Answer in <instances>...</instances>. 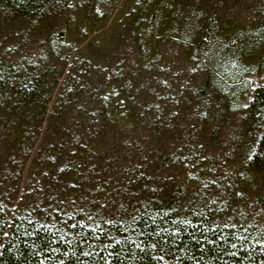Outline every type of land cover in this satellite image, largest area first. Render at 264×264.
Masks as SVG:
<instances>
[{"label": "trees", "instance_id": "16d2710c", "mask_svg": "<svg viewBox=\"0 0 264 264\" xmlns=\"http://www.w3.org/2000/svg\"><path fill=\"white\" fill-rule=\"evenodd\" d=\"M57 1L0 0L1 15L44 24ZM53 36L50 52L0 61V264H264L263 233L185 216L163 194L167 102L126 96L86 49L67 66ZM247 116L261 171L264 87Z\"/></svg>", "mask_w": 264, "mask_h": 264}, {"label": "rangeland", "instance_id": "374dc122", "mask_svg": "<svg viewBox=\"0 0 264 264\" xmlns=\"http://www.w3.org/2000/svg\"><path fill=\"white\" fill-rule=\"evenodd\" d=\"M1 10L0 61L50 52L53 35L64 36L65 61L75 48L100 57L123 94L169 106L166 199L185 216L264 234V168H248L256 127L247 116L264 87V0H58L44 24Z\"/></svg>", "mask_w": 264, "mask_h": 264}, {"label": "snow or ice", "instance_id": "6c2138e0", "mask_svg": "<svg viewBox=\"0 0 264 264\" xmlns=\"http://www.w3.org/2000/svg\"><path fill=\"white\" fill-rule=\"evenodd\" d=\"M137 247H139V245H137ZM109 255H111V253H109ZM159 259H160V260H163V259H164V257H163V256H161Z\"/></svg>", "mask_w": 264, "mask_h": 264}]
</instances>
